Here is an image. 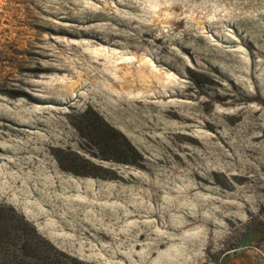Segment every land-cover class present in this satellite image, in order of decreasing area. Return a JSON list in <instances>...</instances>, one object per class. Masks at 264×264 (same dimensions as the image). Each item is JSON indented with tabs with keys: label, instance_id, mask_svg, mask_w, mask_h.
<instances>
[{
	"label": "rangeland",
	"instance_id": "1",
	"mask_svg": "<svg viewBox=\"0 0 264 264\" xmlns=\"http://www.w3.org/2000/svg\"><path fill=\"white\" fill-rule=\"evenodd\" d=\"M0 126V264H264V0H0Z\"/></svg>",
	"mask_w": 264,
	"mask_h": 264
},
{
	"label": "bare ground",
	"instance_id": "2",
	"mask_svg": "<svg viewBox=\"0 0 264 264\" xmlns=\"http://www.w3.org/2000/svg\"><path fill=\"white\" fill-rule=\"evenodd\" d=\"M57 31H58V30H57ZM68 34H69V33H68ZM91 35H92V34H91ZM91 37H92V36H91ZM101 39H102V38H101ZM111 40H112V39H111ZM111 40H110V41H111ZM94 41H95V40H94ZM95 42H96V41H95ZM106 42H107V41H106ZM130 48H131V47H130ZM187 51H188V50H187ZM174 63H175V62H174ZM45 69H46V67H45ZM21 91H22V90H21ZM19 92H20V91H19ZM256 92H257V91H256ZM29 99L32 100L31 97H29ZM139 101H140V100H139ZM171 111H172V110H171ZM166 113H167V112H166ZM171 116H172V115H171ZM193 117H194V116H193ZM193 117H192V118H193ZM189 122H190V121H189ZM4 124H5V123H4ZM5 125H6V124H5ZM255 126H256V125H255ZM230 127H231V126H230ZM0 128H1V126H0ZM9 128H10V127H9ZM2 132H3V131H2ZM196 143H197V142H196ZM203 146H204V145H203ZM206 149H207V148H206ZM212 149H213V148H212ZM161 160H162V159H161ZM192 172H193V171H192ZM200 176H201V175H200ZM201 177H202V176H201ZM198 178H199V177H198ZM198 178H197V179H198ZM203 178H204V177H203ZM207 180H208V179H207ZM204 185H205V184H204ZM231 216H232V215H231ZM231 221H232V220H231ZM233 222H234V221H233ZM233 222H231V223H233ZM207 245H208V244H207ZM207 245H206V246H207ZM209 245H210V244H209ZM213 257H214V256H213ZM214 258H215V257H214ZM205 263H206V262H205ZM198 264H199V263H198ZM203 264H204V262H203Z\"/></svg>",
	"mask_w": 264,
	"mask_h": 264
},
{
	"label": "trees",
	"instance_id": "3",
	"mask_svg": "<svg viewBox=\"0 0 264 264\" xmlns=\"http://www.w3.org/2000/svg\"><path fill=\"white\" fill-rule=\"evenodd\" d=\"M56 262H57V263L59 262V264H62L61 261H59V260H57Z\"/></svg>",
	"mask_w": 264,
	"mask_h": 264
}]
</instances>
